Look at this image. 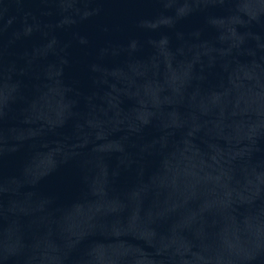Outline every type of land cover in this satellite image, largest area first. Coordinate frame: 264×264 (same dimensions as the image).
<instances>
[{
	"label": "water",
	"instance_id": "95a60500",
	"mask_svg": "<svg viewBox=\"0 0 264 264\" xmlns=\"http://www.w3.org/2000/svg\"><path fill=\"white\" fill-rule=\"evenodd\" d=\"M0 264H264V0H0Z\"/></svg>",
	"mask_w": 264,
	"mask_h": 264
}]
</instances>
